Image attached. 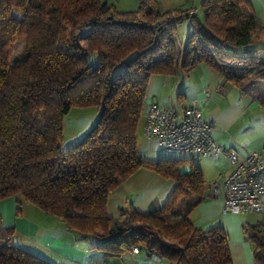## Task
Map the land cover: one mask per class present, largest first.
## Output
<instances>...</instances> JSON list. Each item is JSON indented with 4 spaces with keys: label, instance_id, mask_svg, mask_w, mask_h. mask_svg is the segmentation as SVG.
Segmentation results:
<instances>
[{
    "label": "trees",
    "instance_id": "1",
    "mask_svg": "<svg viewBox=\"0 0 264 264\" xmlns=\"http://www.w3.org/2000/svg\"><path fill=\"white\" fill-rule=\"evenodd\" d=\"M200 11L163 9L158 0H138L134 10H118L108 0H0V200L14 196L19 214L20 197L69 230L101 238L96 247L106 257L134 244L167 264H232L223 226L202 229L189 219L206 197L195 160L137 154L151 75L183 66L175 38L183 20L193 24L185 70L204 63L240 91L264 79V37L255 39L264 25L250 2L201 0ZM20 40L21 51L10 56V45ZM259 103L264 111V100ZM74 106H94L98 116L62 150V118ZM139 168L174 179V190L163 204L140 211L126 202L118 217L109 216V192ZM13 232L0 226V264H52L12 244ZM245 233L255 264H264V217Z\"/></svg>",
    "mask_w": 264,
    "mask_h": 264
},
{
    "label": "crops",
    "instance_id": "2",
    "mask_svg": "<svg viewBox=\"0 0 264 264\" xmlns=\"http://www.w3.org/2000/svg\"><path fill=\"white\" fill-rule=\"evenodd\" d=\"M248 1L255 15L264 25V0ZM158 2L163 9L192 7L199 16L201 14V0H158ZM177 45L183 51L184 63L185 41ZM186 67V64L182 66L179 63L174 74L151 75L140 117V120L143 119V125L148 104L151 102L159 105L172 104L177 110L187 105H195L201 110L203 118L212 125V137L219 145L224 148L234 147L240 153L252 150L264 154V111L259 103V100L264 98L254 97L246 90L240 91L234 85H232L234 88L230 87L231 83L222 84V75L204 63L196 64L190 70H185ZM218 87L222 90H217ZM235 88L239 90L238 93ZM207 89L217 93L216 99H213L214 95ZM205 92H209L208 97ZM228 94L230 97L227 96ZM213 162L215 170L222 179L230 168L227 159L219 155L213 159ZM218 165L223 167L218 169ZM174 188V179L165 177L153 169L139 168L109 192L106 212L116 218L126 202H130L140 211H145L151 202L163 204ZM204 194L206 196L204 200L189 213L191 223L202 229L216 225L223 226L228 235L232 264H255L253 245L247 239L245 227L247 224H255L264 217V208L255 220H244L240 213H222L223 196L213 197L211 188H206V183ZM16 202L14 196L0 200V226L14 228L10 236L12 244L15 243L14 245L37 254L52 264H90L87 251H84L85 248L80 246L77 239L65 237L64 233L62 235L56 232V227L47 225V222H41L33 216L16 214ZM36 216L44 218L40 214ZM47 221L49 222L50 219ZM51 223L55 224L54 221ZM57 224L60 230L65 227L63 222ZM68 231L67 234L71 232ZM127 252L129 253V250ZM154 264H157L156 261Z\"/></svg>",
    "mask_w": 264,
    "mask_h": 264
},
{
    "label": "built area",
    "instance_id": "3",
    "mask_svg": "<svg viewBox=\"0 0 264 264\" xmlns=\"http://www.w3.org/2000/svg\"><path fill=\"white\" fill-rule=\"evenodd\" d=\"M217 90H222L218 87ZM206 97L209 92H205ZM144 133L155 138L166 149L188 152L191 159L213 160L224 156L230 166L221 180L213 183L211 195L223 196L222 213L261 212L264 208V154L236 148H224L212 137V125L201 110L187 105L177 110L172 104H148ZM132 254H138V245H130Z\"/></svg>",
    "mask_w": 264,
    "mask_h": 264
},
{
    "label": "rangeland",
    "instance_id": "4",
    "mask_svg": "<svg viewBox=\"0 0 264 264\" xmlns=\"http://www.w3.org/2000/svg\"><path fill=\"white\" fill-rule=\"evenodd\" d=\"M109 2H116L115 6L118 10H134L137 8L138 0H108ZM202 12V11H201ZM200 12V13H201ZM15 16H20L21 12L18 10H13L12 12ZM199 15V13H198ZM201 16V14H200ZM193 29V24L191 20L185 19L181 23H179L175 28V38L178 44L183 43L190 34ZM264 37V34H256L255 39H261ZM24 41H16L12 43L8 49L10 56L15 55L16 53L20 52L22 49ZM80 45L85 46L86 41L84 37H82L79 41ZM187 62V56L184 59L183 65ZM90 63L92 65L96 64V56L93 55L90 57ZM180 70V69H179ZM264 79L262 80H251L249 83L246 84L245 90L249 91L255 97H263L264 98ZM230 87H233L232 84H229ZM211 92L212 95H217V93L212 92V89H207ZM206 90V91H207ZM235 91L236 90L235 88ZM218 92V91H217ZM214 93V94H213ZM231 94V93H230ZM230 94L227 96L230 97ZM213 99H216V96ZM97 108L94 106L88 107H71L68 113L63 115L62 123H63V134L62 139L60 142V149L64 150L78 141L84 133L90 128L92 124L95 123L97 116H98ZM143 119L140 120L137 132H136V145H137V154L140 158H144L150 161H156L159 158H175V157H188L191 158L188 152H179L174 150H169L163 147L155 138H150L145 135L144 133V125ZM195 163L202 169L204 180L206 183V188H212L214 182L220 184L221 177L219 173L215 170L214 165L215 163L213 160L200 158L196 159ZM224 165V164H223ZM223 165H221L223 167ZM218 169H221L219 165L217 166ZM188 166H183L180 168V171H186ZM184 198L179 196L177 198L178 204L182 203ZM19 207L20 213L22 215L29 217L33 216L37 219H40L41 222H47V225L56 227V232H59L65 237H72L73 239H77L78 243L81 247H84L87 251V258L90 264H154L156 261L157 264H167V261L163 258H159L156 256L148 257L142 250L138 253L133 255L130 251L123 252L121 255H114V256H104L102 250H99L96 245L102 242V239L94 236V235H82L77 231L70 230L71 232L67 234L69 229L67 227H63L60 230L57 223H60V219L55 216L46 214L41 209L37 208L30 202L24 201L22 198L19 197ZM28 203V204H24ZM16 208V206H15ZM16 210V209H15ZM37 214L42 215L44 218H38ZM239 214V213H238ZM242 218L244 220H255L258 218L261 213L257 212H242ZM19 215V214H18ZM45 219V220H44ZM47 219H50L48 222ZM54 219V220H52ZM51 221H54L55 224H52ZM62 223V222H61ZM58 227V228H57ZM15 244V243H14ZM97 251V252H96ZM127 252V253H126ZM132 255H131V254ZM91 260V261H90Z\"/></svg>",
    "mask_w": 264,
    "mask_h": 264
}]
</instances>
